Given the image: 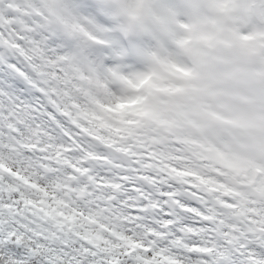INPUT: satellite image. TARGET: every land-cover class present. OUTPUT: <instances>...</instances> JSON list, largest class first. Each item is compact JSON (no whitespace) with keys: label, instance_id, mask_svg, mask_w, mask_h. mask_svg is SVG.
Wrapping results in <instances>:
<instances>
[{"label":"clouds","instance_id":"clouds-1","mask_svg":"<svg viewBox=\"0 0 264 264\" xmlns=\"http://www.w3.org/2000/svg\"><path fill=\"white\" fill-rule=\"evenodd\" d=\"M0 264H264V0H0Z\"/></svg>","mask_w":264,"mask_h":264}]
</instances>
